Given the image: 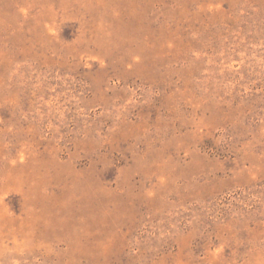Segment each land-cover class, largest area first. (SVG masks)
<instances>
[{
	"label": "rangeland",
	"instance_id": "1",
	"mask_svg": "<svg viewBox=\"0 0 264 264\" xmlns=\"http://www.w3.org/2000/svg\"><path fill=\"white\" fill-rule=\"evenodd\" d=\"M0 264H264V0H0Z\"/></svg>",
	"mask_w": 264,
	"mask_h": 264
}]
</instances>
